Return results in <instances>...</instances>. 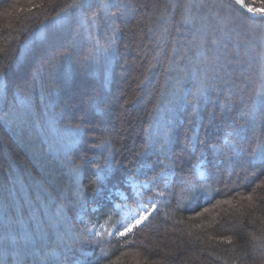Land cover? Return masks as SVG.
I'll list each match as a JSON object with an SVG mask.
<instances>
[{
	"label": "trees",
	"instance_id": "trees-1",
	"mask_svg": "<svg viewBox=\"0 0 264 264\" xmlns=\"http://www.w3.org/2000/svg\"><path fill=\"white\" fill-rule=\"evenodd\" d=\"M0 264H264V13L0 0Z\"/></svg>",
	"mask_w": 264,
	"mask_h": 264
},
{
	"label": "rangeland",
	"instance_id": "rangeland-1",
	"mask_svg": "<svg viewBox=\"0 0 264 264\" xmlns=\"http://www.w3.org/2000/svg\"><path fill=\"white\" fill-rule=\"evenodd\" d=\"M251 5L254 8H256L257 11L264 9V5H255L253 3H251ZM199 173H200V175H203V169L201 167L199 168ZM122 198H125L124 194H122ZM117 208L120 211L121 219L119 221H117L116 224L113 225L114 228L112 229V231H116L119 234L121 232H124V230L126 228H128L129 226L136 225L137 220H140V222L144 221V219L148 216V214L153 209V207L151 208V207H147L145 205H143L137 209H132L129 206L121 207L120 205H117ZM141 217H143L142 220H141Z\"/></svg>",
	"mask_w": 264,
	"mask_h": 264
},
{
	"label": "built area",
	"instance_id": "built-area-1",
	"mask_svg": "<svg viewBox=\"0 0 264 264\" xmlns=\"http://www.w3.org/2000/svg\"><path fill=\"white\" fill-rule=\"evenodd\" d=\"M246 10L249 11V9H251V13H254V14H262L264 13V9H261V10H258L256 8H254L251 4H247L244 0H237ZM263 8V7H262Z\"/></svg>",
	"mask_w": 264,
	"mask_h": 264
},
{
	"label": "snow or ice",
	"instance_id": "snow-or-ice-1",
	"mask_svg": "<svg viewBox=\"0 0 264 264\" xmlns=\"http://www.w3.org/2000/svg\"><path fill=\"white\" fill-rule=\"evenodd\" d=\"M75 6H76V5H74V7H75ZM249 11H251V9H249ZM214 43H215V42H214ZM142 219H143V217H141V220H142ZM136 223L139 224V223H140V220H137ZM132 227H134V225L129 226L128 228H126V229L124 230V232H121V233H120V235H124L126 232L131 231Z\"/></svg>",
	"mask_w": 264,
	"mask_h": 264
}]
</instances>
